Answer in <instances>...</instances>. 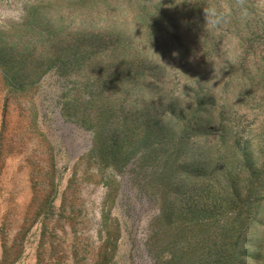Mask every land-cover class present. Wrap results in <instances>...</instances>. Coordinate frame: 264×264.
<instances>
[{"label":"rangeland","instance_id":"obj_1","mask_svg":"<svg viewBox=\"0 0 264 264\" xmlns=\"http://www.w3.org/2000/svg\"><path fill=\"white\" fill-rule=\"evenodd\" d=\"M0 264H264V0H0Z\"/></svg>","mask_w":264,"mask_h":264}]
</instances>
